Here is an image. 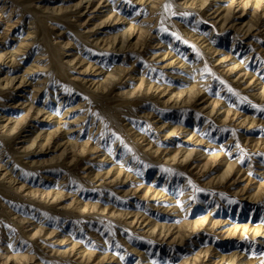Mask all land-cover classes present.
<instances>
[{"label": "rangeland", "instance_id": "rangeland-1", "mask_svg": "<svg viewBox=\"0 0 264 264\" xmlns=\"http://www.w3.org/2000/svg\"><path fill=\"white\" fill-rule=\"evenodd\" d=\"M0 264H264V0H0Z\"/></svg>", "mask_w": 264, "mask_h": 264}, {"label": "bare ground", "instance_id": "bare-ground-1", "mask_svg": "<svg viewBox=\"0 0 264 264\" xmlns=\"http://www.w3.org/2000/svg\"><path fill=\"white\" fill-rule=\"evenodd\" d=\"M205 1V0H204ZM12 2V1H11ZM171 5V4H170ZM169 5H164V7L166 8V9H169L170 7H168ZM178 7V6H177ZM176 9V8H175ZM34 12V11H33ZM36 15V14H35ZM52 16V15H51ZM111 17V16H110ZM32 20V19H31ZM67 20V19H66ZM58 22V21H57ZM66 22V21H65ZM102 23V22H101ZM66 25H68V27L70 26V24L68 23V24H66ZM67 28V27H66ZM39 30V29H38ZM43 30V29H42ZM41 31V30H40ZM38 33V32H37ZM41 33H43V31L41 32ZM45 33V32H44ZM40 38V37H39ZM45 39V38H44ZM47 39H48V37H47ZM46 40V39H45ZM198 42V41H197ZM199 52V51H198ZM51 55V54H50ZM57 55V53L55 54V56ZM52 58V57H51ZM54 58H56V57H54ZM57 63V62H56ZM184 63V62H183ZM57 65V64H56ZM59 68H60V71H61V68H63V67H60L59 66ZM59 70H58V72H57V74L59 73V74H61V72H60ZM63 71V70H62ZM198 74V73H197ZM197 78V77H196ZM195 84V83H194ZM229 86V85H228ZM237 94V93H236ZM240 95V94H239ZM254 122V121H253ZM34 257V256H33Z\"/></svg>", "mask_w": 264, "mask_h": 264}]
</instances>
